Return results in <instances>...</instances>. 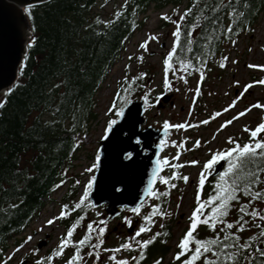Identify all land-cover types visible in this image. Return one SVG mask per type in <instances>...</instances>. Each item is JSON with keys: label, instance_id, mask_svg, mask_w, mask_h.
<instances>
[{"label": "snow or ice", "instance_id": "6c2138e0", "mask_svg": "<svg viewBox=\"0 0 264 264\" xmlns=\"http://www.w3.org/2000/svg\"><path fill=\"white\" fill-rule=\"evenodd\" d=\"M128 5V0H124V3L120 6V9L114 13L113 19L104 21V27L114 24L123 15L124 9ZM103 7V5H102ZM247 7V0H192L190 7L184 9L179 15L178 19H172L169 15L165 14L161 19L169 21L175 25V30L171 33L173 37V43L171 49L167 55L163 58V87L165 90H172L171 76H178L180 80L187 83V77L194 72L199 73L200 80L198 85L205 78L206 60L201 57L182 58L180 56L181 50L186 53L193 51V44L195 43V33L198 28H204L207 30V26L212 27V32L209 33L207 39L209 43L213 39H220L221 37L229 40L233 45L236 44V40L232 39L234 33L238 34L240 31L249 30L250 26L242 23V18L246 15L241 8ZM29 19L33 18L31 6L24 9ZM173 14L177 13L173 10ZM228 18V24L222 25V17ZM236 21H241V26L238 28ZM101 23L99 19L96 21ZM187 24V27H183ZM35 32V28L31 29ZM158 39L155 35H149L147 39L140 43L139 48L147 51V46L150 41H156ZM35 40L30 39L27 42L26 47L31 49L34 46ZM129 60L133 57L129 56ZM138 61H142V56L135 57ZM27 60V57H24ZM228 60L227 56L221 58L219 67L224 68ZM236 63V61H233ZM199 65V66H197ZM26 64L22 61L19 66V73L23 75ZM126 66L125 76L121 83L120 88L116 91L114 98L108 107L105 115L109 117L106 121V125L103 128V134L100 136V140L110 141L112 135L119 130L118 126L121 120L127 119L126 110L133 104V95L138 89H146L140 96V100L146 106L145 111L154 106V102L150 99L151 93L154 91L152 88H148L147 85L138 83V81L144 80L146 73H140L138 76H134L131 79L128 78ZM249 68H259L264 70V65L249 64ZM238 83V82H237ZM260 85H264V79L256 81ZM253 84H247L244 86V92L251 88ZM19 77L9 85L0 89V109H3L7 103V98L11 96L18 88ZM56 89L61 87L60 84L54 85ZM244 92H241L237 96L236 100H233L227 108L223 109L227 112L229 109L235 106L237 100H239ZM162 95V94H161ZM200 95V89L197 87L195 90V97ZM160 96L155 98V102H158ZM252 108L264 109V104L255 103L250 108L238 113L230 120H226L220 125L218 131L223 130L227 125L233 123L234 120L244 116ZM59 111V109H57ZM221 112L213 113L208 119L202 120L200 124H208L210 120L219 117ZM194 125L187 122L181 124H171L169 121H164L163 129L165 130V136L168 135L170 128L186 129L193 127ZM135 128V124H133ZM242 131L249 134L248 142L241 144L237 139L229 136L226 140V144L229 145L226 149L218 150L210 153V158L207 159L201 169V173L198 180V186L196 189V205L191 211L188 217L189 223L186 231L176 244L178 249L173 256V264L179 262V264H264V207H256L254 204L259 202L264 204V118L256 125L254 129L244 127ZM215 138V137H213ZM129 140L136 146L142 144V140L139 134H135V138L129 136ZM175 145V141H172ZM166 141L161 139L159 144L156 145L157 151H161V145H165ZM78 141L76 147H78ZM181 147L183 144L180 145ZM200 141L197 140L193 147H199ZM142 150V149H141ZM123 159L131 160L137 153V148H122ZM175 158H178L175 157ZM226 162L227 166L223 171H220L217 177V182L214 185V194L207 196L206 200L201 199V191L206 183V178L211 175L215 170V166L221 162ZM103 163L101 150L97 148L95 157L91 166L86 168L85 171L93 173L94 170L99 169ZM193 165L199 163V161L193 160L190 162ZM161 164L166 165L169 168L179 169L183 167L182 164H170L165 159L158 158L155 162V167L152 169L151 176L147 181V187L143 190V194L135 203V206L127 209L135 216L141 218V223L135 228V231L129 235L124 242L120 243L118 247L103 248L104 234L106 230V222L101 219L97 222H90L87 224V230L83 236L74 240V231L80 225V222L84 220V216H78L75 222L68 227L66 234L60 239L56 248H54L51 254L46 257H40L35 260L34 264H53L54 258H58L64 255L66 248H73L74 251L70 257L65 260V264H86L85 255L87 257H95L93 264H97L100 260L101 250L103 252L110 253L107 259L111 264H141L146 258V250L150 245L157 241V238L162 234L167 236L168 233L155 232L152 233V226L156 223L157 217L163 220L167 215L161 204L152 203L151 201L160 200L169 195L167 190L161 191L155 187V185L162 184L166 186V189L175 188L176 185L171 183L174 179H182L185 183L188 182V176H179L177 172L173 171L171 175H158L162 172ZM66 171V170H65ZM95 176L88 179L87 184L84 186L83 195L80 197L79 202L75 203L71 207L68 204L61 206L59 216L46 221V225H52L56 220L63 219L71 215L76 209H80L85 201L89 197V191L93 186ZM80 182L76 181L75 187ZM63 184V180L60 184L56 185L59 188ZM115 191H122L120 188L112 185ZM241 197L246 198L245 203H241ZM235 202V203H233ZM90 203V201H89ZM238 205L236 211L239 213L236 219L229 221L226 219L232 209ZM11 207L15 208L13 204ZM147 207L148 211L145 214L142 210ZM99 215V213H97ZM123 222L129 228L133 227V221L130 217L124 216ZM206 226L209 231L213 233V236L207 239H200L196 233L199 227ZM160 228H164V224H160ZM256 229V231L249 235L247 238L242 239L241 233L250 229ZM152 233L148 238H143L142 234ZM222 234V235H221ZM33 239L32 236H28L23 244L14 249V252H19L29 241ZM160 243H166L161 240ZM87 249L86 253L84 249ZM121 252H135L138 255L130 257L118 258L117 254ZM37 254V250L33 251V255ZM12 256H8V260H11ZM161 259H156L153 264H161ZM0 264H8L7 260L0 261Z\"/></svg>", "mask_w": 264, "mask_h": 264}, {"label": "trees", "instance_id": "16d2710c", "mask_svg": "<svg viewBox=\"0 0 264 264\" xmlns=\"http://www.w3.org/2000/svg\"><path fill=\"white\" fill-rule=\"evenodd\" d=\"M98 1L101 0H53L31 7L33 18L28 19L31 29L35 28V43L31 49L28 48L23 75L19 73L20 87L0 109V260L6 235L24 228L32 215L41 209V199L55 186L57 177L66 175L70 160L78 150L76 137L95 117L92 112L94 93L118 58L124 40L140 26L139 20L150 5L155 4L161 9L168 4L180 5L184 0H130L119 20L107 28L101 19L91 17L92 8ZM191 4L192 0H189L186 8ZM241 10L246 13L242 23L250 28L234 33L233 40L252 32L256 19L264 12V0H247V7ZM97 19L101 23H97ZM228 22L226 16L222 17L223 26ZM236 24L239 28L241 21H236ZM211 32L210 25L207 30L198 28L194 34L193 51L186 53L181 50L180 56L193 61L199 56L206 63L217 62L218 53L230 41L221 37L209 43L207 37ZM146 78L138 83L145 84ZM56 84L61 87L56 89ZM142 94L143 89H138L133 97ZM45 113H49L50 119L43 121L42 114ZM216 182L217 178L203 188L202 200L214 194ZM172 189L163 188L161 191L167 190L169 195L156 200L163 209L171 200ZM193 198L192 210L196 205V193ZM245 202L246 198L241 197V203ZM13 204L15 208L11 207ZM254 206L259 208L264 204L256 202ZM237 207L226 219L237 218ZM89 210L88 203L75 210L69 227L78 216L85 218ZM84 223V220L80 222L73 239L83 236L87 230V226L85 230L81 229ZM255 231L253 228L240 235L244 239ZM144 235L148 238L149 233ZM196 235L207 239L213 233L201 225ZM170 236L169 233L161 235L157 240L166 241ZM152 246L146 252L154 254L158 251L156 245ZM161 258L163 260L159 255Z\"/></svg>", "mask_w": 264, "mask_h": 264}, {"label": "rangeland", "instance_id": "374dc122", "mask_svg": "<svg viewBox=\"0 0 264 264\" xmlns=\"http://www.w3.org/2000/svg\"><path fill=\"white\" fill-rule=\"evenodd\" d=\"M123 3L124 0H110L97 3L94 7V13L101 15L103 20L112 18L116 10H119ZM183 9L184 6L181 8L179 14L182 13ZM172 10L173 6H168L163 10L151 7L148 11L147 21L144 27L138 30L126 43L125 51L112 68L96 96L97 106L95 113L98 116L97 122L92 130L93 138L97 141L103 133L107 119H109L105 113L111 105L115 88L123 80L126 66L129 65L127 74L130 75H137L145 70L151 72L152 69H155L156 71L153 83L150 86V88L154 89L151 93V100L154 102V106L148 109V124L156 128H161L163 127L164 121L167 120L171 124L187 122L188 124L194 125L186 129L171 128L166 138V144L163 145L164 153L161 159L166 158L170 164L180 163L183 165L179 169L169 168L165 165L166 172L164 175L169 174L170 176L175 171L179 176H188L189 180L185 183L181 179V182L177 184L174 191V199L166 206L165 211L169 215L163 220L159 219V222L152 226V233H154L160 228V224L165 225L168 222L169 225L168 231L171 236L167 238L165 245H161L160 247V249H164L166 246H169L168 254L165 255V252L159 254V249L149 259L152 262L161 255L163 257L162 264H170L175 251H177L176 244L182 233L187 229L189 223L188 217L193 207L192 196L197 186L195 182H198L203 163L210 158L211 152L229 147L226 144L229 136L238 141H245L249 134L242 131V129L246 126L254 129L261 122L264 113V109L252 108L244 116L234 120L232 124L227 125L223 130L218 131L220 125L226 120L232 119L238 113L250 108L251 105L255 103L264 104V85L255 83L256 81L264 79V70L248 67L249 64L264 65V13L260 15L252 34L239 38L235 45H228L225 48L224 56H227L228 60L221 74H219L220 72L216 67H212L210 68L211 71L205 75L204 80L199 85V73L193 74L186 86L180 82L175 90H171L170 94H173L171 104L168 103L165 107L157 109L155 96L161 92L162 60L172 47L173 37L171 33L175 30L173 23L166 25L168 21L161 19V17L165 14L170 15ZM149 35H155L158 39L148 43L147 51L140 49V43L144 42ZM129 56L133 57V59L129 60ZM137 56H142L143 60L138 61L135 59ZM233 61H236V63H233ZM151 80L149 79V81ZM250 83L253 86L244 92V86ZM197 87L200 89V95L197 101V96L195 97L194 102L193 97L195 96ZM241 92H244V95L237 100L235 106L227 112H224L223 109L227 108L233 100H236ZM215 112H221V115L210 120L206 125L199 123L202 120L208 119ZM197 140L200 141V146L193 147ZM172 141L176 142L175 145ZM181 144H183L182 147L180 146ZM93 149L94 147L90 146L85 148L77 154V158L74 161L75 168L72 170V173L79 176L78 178L81 184L77 195L74 197L75 200H80L84 186L91 177L92 173L86 172L85 169L90 167L94 160L95 152ZM177 156L178 158H175ZM193 160L199 161V163L193 165L190 163ZM66 187V184H64L59 192L63 193ZM179 190L181 191L180 194L178 193ZM61 193L59 195L57 193L53 198L57 200ZM177 195H180L179 200L176 197ZM64 204H66L64 201H59L58 203H49L46 201L37 218L24 233L18 238H12L15 240L23 239L21 243L23 244L28 236L33 237L19 252H14V249L18 247L15 246L16 242L14 244L12 239L9 240L10 248L6 252L8 264H20L25 259L29 260L28 264H34L36 259L49 255L53 248L58 245L60 236L64 233V227L60 224V219L56 220L52 225H46V221L59 216L61 206ZM147 209L145 207L143 210ZM90 217L95 221V214H92ZM134 217L137 216L134 215ZM152 233H149V235ZM129 235L123 230L122 234L115 235L111 238L109 245L112 246L122 243ZM143 238H145V235H143ZM39 241H49V244L38 249L37 244ZM34 250H37L36 255H33ZM9 255L12 256L11 260H8ZM121 255L124 256L125 254L121 253ZM101 260L105 261L106 259L102 256ZM53 264L63 263L61 259L57 258L53 261Z\"/></svg>", "mask_w": 264, "mask_h": 264}, {"label": "water", "instance_id": "95a60500", "mask_svg": "<svg viewBox=\"0 0 264 264\" xmlns=\"http://www.w3.org/2000/svg\"><path fill=\"white\" fill-rule=\"evenodd\" d=\"M47 1L50 0H0V89L16 80L18 68L27 52L26 44L31 38L21 8ZM126 112L127 119L120 121L119 130L112 135L111 140H102L100 143L103 163L97 169L89 195L94 207L107 205V220L118 215L123 207L135 206L147 187V181L160 154L156 148L158 143L152 146L151 140L160 141L165 136V130L158 132L151 127L140 131V126L144 123L142 102H133ZM137 133L148 149L147 156L142 158L138 146L129 140V136L135 138ZM122 148H137L138 154L131 160H125ZM223 164L224 161L219 162L210 176L217 174ZM114 183L122 191H115L112 187Z\"/></svg>", "mask_w": 264, "mask_h": 264}, {"label": "bare ground", "instance_id": "6f19581e", "mask_svg": "<svg viewBox=\"0 0 264 264\" xmlns=\"http://www.w3.org/2000/svg\"><path fill=\"white\" fill-rule=\"evenodd\" d=\"M1 98H3V97L1 96Z\"/></svg>", "mask_w": 264, "mask_h": 264}]
</instances>
